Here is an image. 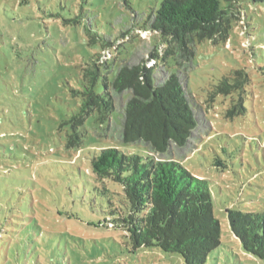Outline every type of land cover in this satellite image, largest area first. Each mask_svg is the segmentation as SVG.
Masks as SVG:
<instances>
[{
    "label": "rangeland",
    "instance_id": "obj_1",
    "mask_svg": "<svg viewBox=\"0 0 264 264\" xmlns=\"http://www.w3.org/2000/svg\"><path fill=\"white\" fill-rule=\"evenodd\" d=\"M162 1L0 0V225L8 230L0 239V264L11 254L33 264H186L181 254L157 246L133 250L125 233L110 225L109 200H116L104 189L120 193L121 185L98 181L91 168V157L103 147L150 152L145 144L122 140L130 92L118 96L110 120L88 118L81 147L67 146L72 128L64 122L80 109L72 91L81 88L82 68L102 43L117 38L118 48L108 56L112 80L123 64L147 60L159 81L180 75L194 104L199 125L190 143L159 157L181 162L210 183L222 245L206 264H264L243 249L227 213L264 210V0H242L244 15L230 39L196 41L194 59L183 68L175 58L151 57L157 44L161 54L166 46L143 23ZM94 32L102 41H91ZM243 67L252 78L248 111L229 119L224 113L231 97L212 102L207 94ZM11 222L17 230L22 223L38 225L43 234L30 240L23 228L11 239Z\"/></svg>",
    "mask_w": 264,
    "mask_h": 264
},
{
    "label": "trees",
    "instance_id": "obj_2",
    "mask_svg": "<svg viewBox=\"0 0 264 264\" xmlns=\"http://www.w3.org/2000/svg\"><path fill=\"white\" fill-rule=\"evenodd\" d=\"M243 15L242 0H163L143 23V29L157 32L158 43L166 46L161 54L157 44L151 57L164 62L175 58L183 68L185 62L194 59L196 41L227 42L234 24ZM94 34L92 42L96 37L102 41V34ZM118 39L102 43L100 52L82 68L81 88L72 91L80 97V109L64 122L72 128L67 146L81 147L86 140L88 118L97 114L101 123L110 120L118 96L130 92L131 97L123 106L121 137L125 143L147 145L150 152L140 155L107 146L91 157L96 179L105 184L114 181L123 189L112 193L105 186V193H111L116 200H109L113 217L110 225L125 233L133 250L157 246L164 252L181 254L186 264H206L212 252L222 245V225L215 215L210 183L194 176L181 162L159 157L174 145L185 148L190 143L199 125L194 104L180 75L173 73L159 81L156 67H149L147 60L123 64L112 80L113 65L108 56L117 50ZM260 70L264 76V66ZM251 83L247 68L234 69L213 85L207 97L212 102L221 96L231 97L224 114L234 119L248 111ZM227 213L231 230L243 249L264 259V210L229 208ZM14 226L15 222L9 223L11 239L23 228L30 240L33 234H43L35 224H19L18 230ZM6 229L4 223L0 225V239L5 238ZM0 256L3 257L2 250ZM11 256L13 259L3 264H33L28 256Z\"/></svg>",
    "mask_w": 264,
    "mask_h": 264
}]
</instances>
